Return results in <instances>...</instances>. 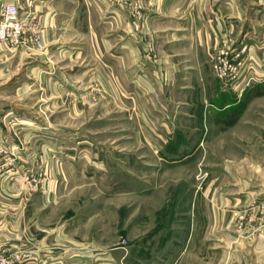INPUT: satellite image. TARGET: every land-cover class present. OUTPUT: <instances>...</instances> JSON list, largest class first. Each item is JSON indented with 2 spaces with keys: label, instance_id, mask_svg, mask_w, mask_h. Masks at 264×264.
<instances>
[{
  "label": "rangeland",
  "instance_id": "rangeland-1",
  "mask_svg": "<svg viewBox=\"0 0 264 264\" xmlns=\"http://www.w3.org/2000/svg\"><path fill=\"white\" fill-rule=\"evenodd\" d=\"M118 1L141 52L140 85L122 91L96 58L90 76L78 68L69 78L81 81L64 84L38 57L48 45L33 0L0 3V30L7 3L23 26L22 43L0 39V264H264V87L235 91L234 111L180 107L195 137L168 138L172 121H150L162 108L141 81L158 65L157 33L144 0ZM6 28L0 38L14 37ZM196 142L179 161L178 147ZM210 194L225 199L216 213Z\"/></svg>",
  "mask_w": 264,
  "mask_h": 264
},
{
  "label": "crops",
  "instance_id": "crops-1",
  "mask_svg": "<svg viewBox=\"0 0 264 264\" xmlns=\"http://www.w3.org/2000/svg\"><path fill=\"white\" fill-rule=\"evenodd\" d=\"M10 1L0 0V3ZM14 1L21 8H26L28 3V0ZM32 5L31 11L48 45L38 57L51 62L52 71L56 70L52 74L65 82L62 83L72 87L88 72L90 76L94 68L92 60L96 58L108 70L101 66L104 75L115 71L113 78L108 80L113 90H125L127 84L131 88L140 85L137 77L141 52L133 37L131 14L125 3L118 0H33ZM144 6L147 26L157 33L152 34L151 41L156 44L160 57L157 66L150 62V77L141 78V81L150 87V107L162 108V112L150 114V121H172L168 138L174 139L175 134L182 139L194 136L191 126L195 119L192 121L179 113L180 107H192L197 102L201 106L207 100L219 103L221 111L230 108L234 111L241 102L234 96L235 91L262 90L264 0H144ZM219 48L227 49L237 67L238 77L230 84L225 83L228 78L224 80L213 75V61ZM3 54L7 66L11 60L15 62V58L10 60V52ZM6 68L4 65V71ZM78 68L82 69L81 80L69 78ZM168 83L175 86L172 91ZM200 145L201 142L178 145L179 161L192 156ZM198 199L196 192L192 202ZM232 199L238 202L243 198L235 196ZM205 202H212V212L216 213L215 209L218 210L225 199L210 194Z\"/></svg>",
  "mask_w": 264,
  "mask_h": 264
},
{
  "label": "built area",
  "instance_id": "built-area-1",
  "mask_svg": "<svg viewBox=\"0 0 264 264\" xmlns=\"http://www.w3.org/2000/svg\"><path fill=\"white\" fill-rule=\"evenodd\" d=\"M2 11L4 14V25L2 30H0V37L5 36V28L11 27L14 30V37L8 38H0L2 41L13 43V44H20L23 42V38H18L23 31V26L19 22V15L17 11V5L7 3L4 8L2 7ZM6 28V29H7ZM9 36V34H8ZM38 44L40 45L41 42L37 39ZM214 71L219 77H226L229 78L230 76H236L237 67L232 62L231 58L228 55V51L225 49H220L218 51L217 57L214 62Z\"/></svg>",
  "mask_w": 264,
  "mask_h": 264
}]
</instances>
